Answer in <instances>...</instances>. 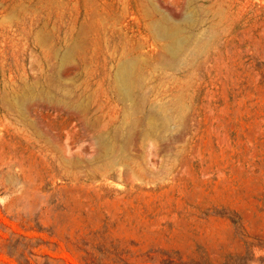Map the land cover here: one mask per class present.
Masks as SVG:
<instances>
[{
    "label": "rangeland",
    "instance_id": "1",
    "mask_svg": "<svg viewBox=\"0 0 264 264\" xmlns=\"http://www.w3.org/2000/svg\"><path fill=\"white\" fill-rule=\"evenodd\" d=\"M132 7L0 0V264H264V0H138L194 41L173 71ZM96 24L146 40L132 128Z\"/></svg>",
    "mask_w": 264,
    "mask_h": 264
},
{
    "label": "bare ground",
    "instance_id": "2",
    "mask_svg": "<svg viewBox=\"0 0 264 264\" xmlns=\"http://www.w3.org/2000/svg\"><path fill=\"white\" fill-rule=\"evenodd\" d=\"M132 3H133L132 9L136 13H139V17L141 19V20H137L136 25L139 26V28H142L146 32H148L149 35L151 36V38H152V35H155L156 37H158L157 41H160L162 43L161 47H160V51H159L160 55H158L157 59H154V61L160 60L161 58H163L165 52H169L172 56V60L170 62L169 61L166 62L165 64H163V66L161 65V67H162L161 69H169V70L173 71V70L178 69V67L183 66L184 65V58H183L184 53H186L185 55L188 54V52H189L188 49L191 46V43H193L194 41L189 40V38L187 36H185L184 34H181V30L176 25L170 24L167 21L166 16L161 14L157 10L152 9L150 12H147V13H145V15H143L141 13V11L138 9V0H132ZM141 21H143V23ZM91 25H93V24H91ZM105 31H106V29L104 26H100V24H96L95 28H94V35H93L92 42H89V43L90 44L92 43L95 48H96V45L98 44L97 49L100 48L99 51H101V49L107 47L108 44L113 46L114 49L119 47V51H120V53L118 54L119 59L117 60V64L114 66V74H115V80L119 86L120 91L123 94L124 100L129 101V103H131V107H130V110L128 113V116L131 117V120L127 124V128H132L133 126L136 125L134 115L137 113H143L145 111L146 100L142 94H139L140 90L142 89L143 83L140 82L136 85L137 80L134 81V78H133L135 67H133V63L129 62L127 56H128V54H134L135 55L136 51H138L139 49L143 48L146 45V40H142V42H135L134 39L128 38L127 35H125L121 31H113L109 36L110 39H104L103 36H106ZM152 39H153V41L156 42V40L154 38H152ZM118 40H119V42L117 43ZM90 44H89V46H91ZM91 48H92V46H91ZM49 51L50 52H48V54L46 53V57L56 59L57 54H55L53 52V50L52 51L49 50ZM97 51L95 49L94 52H91L90 58L92 61H96V58L98 57V53H96ZM191 51H190V53L193 54V52H191ZM83 59H84V57L82 56L80 58V60L82 61ZM162 62H163V60H162ZM54 88L56 89V91L58 93H62L58 96V99H57L59 105L60 106L61 105H63V106L69 105L67 100L71 99L73 97H70L65 92L64 88L61 87V85L60 86L54 85ZM182 88H185V87H182ZM46 98H48V97L46 96ZM73 106H74V108H76L77 103L75 102L73 104ZM154 109L156 111V108H154ZM155 111L152 113L150 112L151 114L149 116V119L151 118L150 122H149L151 130H154L156 128L155 123L153 122L154 119L155 118L158 119L159 115L161 118L162 115L164 114V111L161 108H159L157 110L158 112H155ZM164 115H166V114H164ZM168 119L162 124V126L166 127L168 125L167 127L169 128L168 123H170L169 122L170 120L168 121ZM159 122H162V121L160 120ZM158 125H160V124H158ZM117 134H118V132H115V135H117ZM97 142H98L99 149H100V151H99L100 156L103 159L111 162L114 159L115 152H116L115 145L111 144L109 142V139H107L105 136H99L97 138Z\"/></svg>",
    "mask_w": 264,
    "mask_h": 264
}]
</instances>
